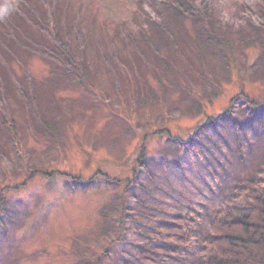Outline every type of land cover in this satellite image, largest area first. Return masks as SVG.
<instances>
[{
	"label": "rangeland",
	"instance_id": "obj_1",
	"mask_svg": "<svg viewBox=\"0 0 264 264\" xmlns=\"http://www.w3.org/2000/svg\"><path fill=\"white\" fill-rule=\"evenodd\" d=\"M250 182L264 0H0V264H139L176 217L205 264Z\"/></svg>",
	"mask_w": 264,
	"mask_h": 264
},
{
	"label": "trees",
	"instance_id": "obj_2",
	"mask_svg": "<svg viewBox=\"0 0 264 264\" xmlns=\"http://www.w3.org/2000/svg\"><path fill=\"white\" fill-rule=\"evenodd\" d=\"M106 183L113 182L106 180ZM236 194L248 199L249 213L240 218L218 213L209 227L212 239L205 242L206 250L213 252L205 264H264V185L258 193L256 183L250 182ZM222 217L224 221L220 220ZM191 228L189 219L176 217L171 227L161 226L154 233L146 234L149 240L169 245L168 250L144 244L142 251L135 252L134 258L139 264L173 263L180 257L178 250L191 245ZM158 235L164 237L161 239Z\"/></svg>",
	"mask_w": 264,
	"mask_h": 264
}]
</instances>
